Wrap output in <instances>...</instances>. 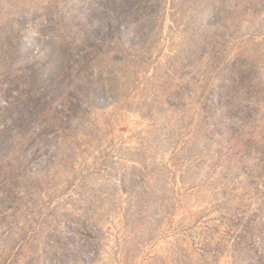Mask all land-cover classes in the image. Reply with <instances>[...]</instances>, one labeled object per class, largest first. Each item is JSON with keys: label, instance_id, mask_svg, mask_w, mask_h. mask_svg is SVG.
Segmentation results:
<instances>
[{"label": "rangeland", "instance_id": "rangeland-1", "mask_svg": "<svg viewBox=\"0 0 264 264\" xmlns=\"http://www.w3.org/2000/svg\"><path fill=\"white\" fill-rule=\"evenodd\" d=\"M0 264H264V0H0Z\"/></svg>", "mask_w": 264, "mask_h": 264}]
</instances>
